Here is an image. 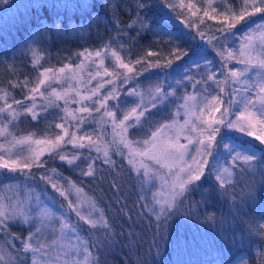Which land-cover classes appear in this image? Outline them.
<instances>
[{
	"label": "trees",
	"instance_id": "trees-1",
	"mask_svg": "<svg viewBox=\"0 0 264 264\" xmlns=\"http://www.w3.org/2000/svg\"><path fill=\"white\" fill-rule=\"evenodd\" d=\"M190 3L193 5L191 9L188 7ZM140 4L144 6L140 7ZM243 7L244 0H211L210 4L209 0H0V97H3L0 98V108L26 97L23 86L29 84L35 69L46 72L75 67L82 60L81 53L95 52L108 44L154 66L159 62L161 67L153 68L161 71L162 85L178 96L181 88L166 84L164 77L171 69L163 65L168 61H172L173 66L186 63L187 57L176 60L177 47L189 54L193 48L203 47L208 52L212 69H221L222 63L229 67L233 60L222 61L217 50L226 56L227 49L233 47L232 43L242 35L254 16L264 18V12L246 16L231 29L235 35H229L228 25L235 23L233 14L238 16ZM212 8H216V12H212ZM205 10L212 19L204 16ZM248 11L251 12L250 5ZM141 17L162 31H145L140 23ZM149 52L153 54L150 56ZM223 72L226 73V69ZM203 80L206 78L197 80L192 77L188 80L192 87L185 82L183 93L193 96L200 90L197 81ZM223 86L226 92H230L229 85ZM162 88L165 92L166 89ZM221 96L224 100L230 99ZM153 109L146 114L148 120L155 115ZM59 110L53 105L35 107V120L31 113L20 114L8 125L12 135L0 136V144L8 147L13 136L19 139L31 133L35 135L40 125L49 122ZM9 119L8 114H0V127ZM163 119L171 117L166 113ZM148 120L141 117L144 122L143 127L139 126L141 130L149 132ZM134 130L135 127L128 130V137ZM223 131L238 138L239 143H252L264 149V145L252 137L229 129ZM99 134L97 144L101 151L90 156V160L82 165V171L69 170L66 161L45 155L42 159L47 160L46 165L34 167L31 170L33 178L27 183L30 188L43 189L52 201L58 206L63 204L64 208L57 191L48 188L46 181L40 178L46 169H55L61 177L83 188L82 195L95 199L115 233L111 238L117 241L115 247L99 250L101 264H264V182L259 171L251 172L241 161L236 162L235 168L231 164L233 183L225 186L228 189L225 192L214 180L209 160L201 180L189 186L186 199L181 198L184 203L178 205L180 215L170 221L172 227L167 231L162 227L163 239L155 237L154 240L156 218L149 208L156 206L150 194L143 191L141 174L126 158L129 149L116 143L119 137L110 124L101 127ZM105 150L108 157L104 156ZM217 155L225 156L221 146L208 159ZM105 159L109 162L105 163ZM260 163L264 161L258 162L257 168ZM89 164L93 165L94 176L82 174L88 171ZM0 172L4 173L0 177V195L4 196L5 203L9 198L7 193L16 199L26 194L23 176L7 174L1 169ZM17 180L21 185L19 192ZM65 208L69 211L67 206ZM79 224L90 245L103 239L107 231L91 230L88 225ZM26 230L27 227L17 221L9 223L8 231L0 232L2 247L13 257L22 254L21 240L27 235ZM13 234L20 239L13 238ZM28 261L26 255L24 264H29Z\"/></svg>",
	"mask_w": 264,
	"mask_h": 264
},
{
	"label": "snow or ice",
	"instance_id": "snow-or-ice-1",
	"mask_svg": "<svg viewBox=\"0 0 264 264\" xmlns=\"http://www.w3.org/2000/svg\"><path fill=\"white\" fill-rule=\"evenodd\" d=\"M211 0H209V4ZM249 5L251 6V12L248 11ZM140 4V7H143ZM183 7V4L180 5ZM189 9L193 7L190 3ZM212 12H216V8H212ZM264 12V0H244V7L241 9L240 14L237 16L233 14L235 23L229 24V35H235L231 32L232 28H235L236 24L244 20L246 16L254 15L255 13ZM195 15V13H192ZM204 16L212 19L208 10L204 11ZM140 23L145 31H153L157 33L162 31V28H153L150 24L145 22L143 17L140 18ZM255 23V22H254ZM57 26L58 23H57ZM253 31L259 32L261 40L262 52L257 56L253 53L256 51L253 46L254 37L250 34ZM201 39H204L203 33H200ZM215 38V37H214ZM244 39L247 43L241 41L240 55L235 56L231 48L227 49V56L224 52L217 50V55L221 56L222 61L235 59L240 65H244L242 68H228L226 63L221 64V74L224 75V79L221 81H215L216 73L212 72V62L207 59L208 52L203 47H196L191 50L189 54L187 51H180L177 47L175 49L179 54L176 55V60H181L183 57H187V61L183 65H176L178 71L181 72L184 80L192 79V69H200L203 67L211 74L208 75V81H214L219 86V92L230 99L224 100L219 94L212 95L211 100H207L208 95L211 94V90L207 87V81H204V96L197 102V97L186 95L184 97V104L181 105L185 109V121L179 128L174 127L173 124H160L155 131H152L149 139L143 140V147H133V144H140V141H131L128 139V130L133 127H143V121L141 117L148 120L147 113L150 112L148 105L143 103V96L141 93L136 92L135 89L129 90V95L140 96L141 103L137 104L130 111L126 112L122 120L117 121L116 111L119 110L120 101L117 105L112 106V110H109L107 101L110 99H116L119 96V92L113 88L111 93L104 97L103 101H97L100 107L96 109L97 112L101 108L104 109L103 115L111 118L114 133L119 139L117 144H123L125 148L129 149L128 159L130 164H133L134 168L136 164H139V168L136 171L139 173L140 169H143V180L141 181L143 191L145 193L151 192L152 187H155V181L161 180L162 187L168 189V198L164 201L158 198V193H152V199L156 205H159V210L155 207L149 208V211L155 215L156 218V233L155 237L161 236V228L167 231L172 227L170 221L178 215H180L178 205L183 204L185 193L190 191L189 186L194 185L195 182L200 181L201 177L205 173V165L209 163L208 157L214 156L215 149L222 146L225 149L224 155L230 158L233 168L236 167V162L241 161L244 165H247L248 169L255 173L259 171L264 182V163H260V167L256 165L260 161H264V149H259L252 143H239L238 138L233 137L224 129L235 130L239 133H244L247 136H254L261 145H264V22L255 23V28L249 25V31L245 33ZM149 52L148 55H152ZM84 55V53H81ZM91 55V53H89ZM96 57H101V51L95 53ZM112 56L115 57L116 63L119 68L127 69L124 74L123 83H128L134 78L133 69L129 67L127 63L121 60V57L112 52ZM203 62V63H202ZM139 63V61H137ZM103 65V60L100 61ZM151 66V65H150ZM157 68L161 67L159 62L155 65ZM67 67V66H66ZM77 67H80L78 65ZM166 69H172V61H168L163 65ZM223 69H227L226 74ZM60 72H64V68L60 69ZM106 75H112L105 70ZM132 74V75H129ZM97 75H100L97 72ZM117 77L119 74H116ZM229 80L233 85H240L241 87L233 88L231 92H226L223 85L228 84ZM106 83H113L109 80ZM177 84L182 81L177 80ZM199 83V81H197ZM45 80L41 79L39 85L32 89L35 93L38 91L40 85H44ZM103 87V85H99ZM171 87V85H169ZM195 87V85H194ZM98 89L93 91V95L96 94ZM53 94L56 95V99H61L59 94H56V89H52ZM43 96V93H41ZM79 95V93H77ZM172 92H164L161 87L155 89V95L151 97V107L155 108L158 104H162L172 96ZM3 98V97H0ZM33 101L35 97H30ZM91 99V97L80 96V100ZM207 100V103L204 101ZM191 101V104L189 103ZM51 102V101H50ZM16 105H22V101H14ZM67 103V101H66ZM203 104V107L199 105ZM223 104V107H221ZM36 105L33 102L31 107H24L25 113H31L33 120L37 119L34 112ZM138 109H140L138 111ZM205 109L211 111L209 118L204 117ZM78 112L88 113L90 110L88 107H80ZM7 112L11 118L7 124L0 127V136L12 135L8 131V125L17 120L20 116V111L13 109L12 105L6 104L5 107L0 108V114ZM219 113V116L216 115ZM67 114L71 116L73 120L76 116L71 110H68ZM194 117V120L192 119ZM231 117H235L232 119ZM130 118H134L135 123L130 122ZM84 119L81 118V123H84ZM127 122V123H126ZM57 128H61V124H56ZM151 127V123H149ZM118 130V131H117ZM170 133H174L170 134ZM185 134L186 144L180 143V135ZM69 135L68 130L64 129V135H56L55 139L46 140H32V137L19 138L13 136L12 141L8 143L11 147H6L5 144H0V150H3V154H0V169H6L9 173H19L24 177V188L27 190L24 199L9 201L5 203L0 199V232H6L9 228V223L21 222L24 226L29 228L28 235L21 240L22 249L21 255L18 257H10L9 264H24L25 256L30 254L31 264H101L99 258L100 249H111L116 246L117 241L111 237L115 236L112 232L108 219L105 217L103 209L99 207L95 199L82 195L83 188L73 184L71 181H67V187L53 182L51 176L46 174L41 175V179L51 183V186L59 192L60 196L64 197L68 201V210H63V204L57 208L50 207L45 199H41V194L36 193L34 188H30L28 181L32 180V169L43 168L47 160L42 159L45 154L49 156L53 154H59L65 143H71L73 147L85 148L87 145L79 143L86 139L85 136L77 138L75 132L71 134V139L65 141V136ZM88 144L94 145L98 142L92 140L90 136L87 137ZM44 145L39 149L31 148V144ZM29 145L27 149V155L23 154V150L20 152H14L13 148L16 145ZM189 146H192L190 149ZM96 152H100L101 148L97 146L94 149ZM121 154V153H117ZM78 155L67 156L59 154L61 161H66L69 165H73L78 158ZM104 156L108 157V151H104ZM140 159L137 160L136 158ZM186 157H190L188 160ZM128 158V157H126ZM145 158L152 161L154 165H158L159 168H153L152 166L144 162ZM109 159H105V163H108ZM178 169V170H177ZM163 170H166L163 171ZM48 170L46 169V172ZM51 171L55 172V169ZM84 176H94L93 165H88V171L82 173ZM4 173L0 172V177H3ZM233 172L228 168H221L216 172V179L220 183L221 189L225 192L228 189L226 185L231 186L233 183ZM62 179L57 177V180ZM151 183V187L148 185ZM16 188L19 192L21 185L19 181L16 182ZM159 191V190H158ZM251 194V193H250ZM70 195L75 196V200L70 199ZM141 199H145L141 196ZM69 212L75 213L79 221H83L84 224L89 226L91 230H107L104 233V238L98 242L90 245L89 240L83 235L81 226L78 221H73ZM264 227V226H262ZM13 238L20 239V237L13 234ZM159 247V245H156ZM15 247V245H13ZM4 257L0 256V260Z\"/></svg>",
	"mask_w": 264,
	"mask_h": 264
},
{
	"label": "rangeland",
	"instance_id": "rangeland-1",
	"mask_svg": "<svg viewBox=\"0 0 264 264\" xmlns=\"http://www.w3.org/2000/svg\"><path fill=\"white\" fill-rule=\"evenodd\" d=\"M254 17L255 18H253L251 23L246 25L244 31H242V35H240L238 39H236L235 42L232 43L233 44V47L231 48L232 52L237 57H239L240 55L241 41L243 40V42L247 43V41L244 39V36H245V33L249 31V25L251 24L254 29L255 23L264 22L263 17L262 18H258L256 16ZM250 34L254 37L253 46L256 49L253 55L259 58V55L262 52L259 32L253 31ZM97 51H101L102 53L101 57H96L95 53ZM97 51L87 52L86 54L82 56V60L79 61L80 63L77 64V66L80 65V67H77V66L67 67L64 69L63 73L60 72V69H57L56 71H46V72H42L38 69H35V71L31 73L32 77H31V80H29V84H26V86H23L26 97L22 100V105H16V104L12 105V108L20 111L21 115L25 113L23 111V108L31 107L33 102L35 103L37 109L39 107H45L48 105H53V107L58 106V108H60L58 113L53 114L51 116V119L49 120V122H47L45 125L43 124L40 125L41 128L35 133V135L31 133L29 136L32 137L33 141L38 140V139L39 140L55 139L56 135H64V129H67L69 133L65 141L71 139V134L73 132L76 133L77 138H79L80 136H85L86 137L85 140L79 141V143H84L85 145H87L85 148L73 147L71 143H65L59 153V154L67 155V156L79 154L78 158L76 159L73 165H69L67 163L68 164L67 166H69V170H74L76 171V173H79L80 171L83 170L82 165L90 160L91 158L90 156H92V154L99 153L94 150L98 146V144L89 145L87 137L90 136L92 140L97 141V138L100 135L99 133H101V127H103L105 124L106 125L110 124L111 126H113L111 118H108L103 115L104 113L103 108H101L99 112L96 111V109L100 107V104L97 101H103L104 97L108 96L110 93L112 95H115V93L112 92L113 88H115L119 92V96L116 99L108 100L107 104L109 106V110H112V106L117 105L118 101L121 102L119 106V110L116 111L117 121L122 120L126 112L130 111L137 104L141 103V97L129 95L128 94L129 90L135 89L136 92L141 93L143 96V103L148 105L150 109L152 108L151 103H150L151 97L155 95V89L157 87H161V88L164 87L166 89L165 91L166 93L167 92L173 93V95L170 96L168 100L164 101L162 104H158L157 107L153 109L155 115L153 116V118L151 117L148 120V123H152V127H150L149 132L141 130L140 127L137 126L135 127L136 130L133 131V134L129 136L130 138L128 137V139L131 141H137V140L140 141L139 145H136L134 143L133 147L139 146L142 148L143 140L149 139L151 137L152 131H155L156 128L159 127L160 124H173L174 122V127L177 129L179 128L180 125L184 124L186 115H185V109L181 107V105L184 104L185 102L184 97L186 95L183 93L182 87H183V84H185V82H187L189 86L192 87V85L189 83L188 80H184V77L182 75L183 69H181L180 73L175 72V71H178L176 66H173V70L171 69L167 71V76L164 78H165L167 85L170 84L171 87L178 86V88H181L180 93H177L178 96L174 94L173 90H170V89L168 90L167 89L168 86L162 85V78H161L162 74L160 73L161 71L157 72L155 68H153L154 66L153 63L151 62L146 63L141 58H135L131 56L130 53L124 51L120 47L117 48L113 46L112 44L105 45L103 48L97 49ZM112 52H116L121 57V60L124 63H127L129 67L133 69V73L134 74L136 73L134 75V78L126 84L123 83V77H124V74L127 72V69L118 67L115 57L112 56ZM89 53H91V55H89ZM101 60H103V65L100 64ZM232 60L233 62L229 64L228 68L234 69V68L244 67V65L238 64L235 59H232ZM137 61H139V63H137ZM228 62H230V60H228ZM213 69H211V71L216 73L215 81H221L220 78H222L223 80L224 75H222L221 72L217 71L218 70L217 68L214 70ZM105 70H107L108 73H112V75H106ZM97 72H99L100 75H97ZM117 73L119 74L118 77L116 75ZM210 74L211 73L206 71L203 67L201 71H197L196 68L192 69V77H194V79L198 80V79L206 78V80L199 82L198 87H200V90L197 91V93L193 95L197 97V102H199V100L202 99L204 96V88H205L204 81H207V87L211 90V94L208 95L207 100H211L212 95H217V94H219L220 96L222 95V93L219 92V86L214 81H208V75ZM217 74L219 75L221 74L222 77ZM129 75H132V74H129ZM41 79L45 80V84L40 85L38 91L33 93L32 89L36 88L37 85H39V81ZM109 80L113 81V83L111 84L106 83V81H109ZM177 80L182 81V83L177 84L176 83ZM101 84L103 85V87H99V85ZM227 85H229L230 92L232 91L233 88L241 87L240 85H233L230 80ZM53 88L56 89V94H59L61 96V99H56V95L53 94L52 92ZM96 89H98V91L96 92L95 95H93V91ZM41 93H43V96L41 95ZM77 93H79V95H77ZM80 96L91 97V99H86V100L81 101ZM30 97H35V100L33 101ZM207 100L204 101V103H207ZM58 103H61V104H58ZM189 103L191 104V101ZM199 106L203 107V104H200ZM80 107H88L90 111L88 113L78 112L77 109ZM68 110H71L72 113L76 116L75 120H73L71 116L67 114ZM139 110L140 109H138V111ZM5 113L7 114V112ZM92 113H95V115L93 116ZM166 113L169 115V117H171V119H168V120L163 119L166 117ZM211 114H212L211 111H209L208 109H205V113H204L205 118H209ZM216 115L219 116V113H216ZM81 118L84 119L85 121L84 123H81ZM231 118L235 119V117H231ZM192 119L194 120V117ZM130 122L135 123L134 118H130ZM56 124H61L62 127L57 128ZM231 131H235V130H231ZM170 134L174 135V133H170ZM241 134L245 137H250L244 133H241ZM251 137L255 139L254 136H251ZM180 143L181 144L187 143V140L185 139V134L180 135ZM11 146H12L11 144L8 145V147H11ZM30 146L33 149H39L40 147H43L44 145H36L33 142ZM28 147L29 145L27 144L16 145L13 148V151L20 152L21 150H23V154L27 155ZM189 147L190 149H192V146H189ZM221 148L224 154L225 149L222 146ZM0 154H3V150H0ZM59 154H53L51 156L59 159ZM45 155L46 157H51L48 154H45ZM128 159H131L129 155H128ZM136 159L139 160L140 158L137 157ZM186 159L190 160L191 158L186 157ZM208 160H210L211 162L212 176L214 177V180H216L219 183V181L216 179V172L219 169L225 168V167L229 169L232 162L230 158L227 157L226 155L224 156V158H221V156L217 155ZM144 162L152 166L153 168H156V169L159 168L158 165H154L152 161H149L146 158ZM131 165L133 166V164ZM205 167L207 168L206 165ZM137 168H139V164H136L134 169L136 170ZM1 170H4V172H6L7 174H10L6 169H1ZM163 171L166 172V170H163ZM139 173L141 174L142 180H143L144 178L143 169H140ZM42 174L51 176L53 179V182L63 185L64 187L68 186L67 181L69 180H67L66 177H63V176L61 177V175L57 173L56 171L55 172L50 171V170H48L47 172L43 171ZM57 177H61L62 179L57 180ZM46 183L49 186L48 188L54 189L51 186V183H48L47 181ZM148 186L151 187V183ZM33 188L35 189L36 193L41 194V199H45L50 207H53V208L59 207L57 203H55L54 201H52V199H50L49 195H47L43 191V189L41 190L39 188L38 189L35 187ZM154 192L158 193V198L161 199L162 201L168 198L167 196L168 189L166 187H162L161 180L155 181V187H152L151 192H147L148 194H150L151 199H152V193ZM57 193L59 196L58 198H60L59 200H61L65 205L63 210L66 211L65 207L68 205V201L65 200L64 197L60 196L59 192ZM25 195L26 194H24L21 198L16 199L15 197L10 198L12 194L9 195L7 193L6 196L9 198L6 197L7 198L6 203H8L9 201L22 200L24 199ZM69 198L72 199L73 201L75 200L74 195H70ZM0 199L3 200L5 198L3 195H0ZM155 206L156 208L159 209V205L155 204ZM69 214L70 216H72L71 218L74 221L83 223V221L78 220V217H76L75 213L69 212ZM26 231L28 235V232H29L28 227ZM2 242L3 240L0 237V256L4 257L3 260H0V264H9V258L13 256L10 255V253H8L4 247H2V244H3ZM21 249H22V244H21ZM28 259H29L28 261L29 264H31L30 254H28Z\"/></svg>",
	"mask_w": 264,
	"mask_h": 264
}]
</instances>
